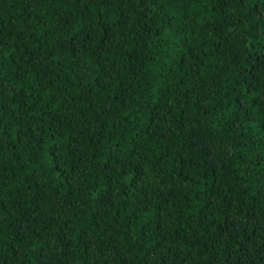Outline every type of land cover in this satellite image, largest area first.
<instances>
[{"label": "trees", "instance_id": "trees-1", "mask_svg": "<svg viewBox=\"0 0 264 264\" xmlns=\"http://www.w3.org/2000/svg\"><path fill=\"white\" fill-rule=\"evenodd\" d=\"M0 264H264V0H0Z\"/></svg>", "mask_w": 264, "mask_h": 264}]
</instances>
